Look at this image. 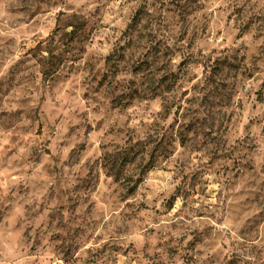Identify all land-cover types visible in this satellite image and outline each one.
Returning <instances> with one entry per match:
<instances>
[{"label": "rangeland", "instance_id": "374dc122", "mask_svg": "<svg viewBox=\"0 0 264 264\" xmlns=\"http://www.w3.org/2000/svg\"><path fill=\"white\" fill-rule=\"evenodd\" d=\"M0 264H264V0H0Z\"/></svg>", "mask_w": 264, "mask_h": 264}]
</instances>
